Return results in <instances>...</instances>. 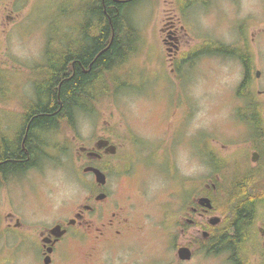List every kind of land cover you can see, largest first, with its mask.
Instances as JSON below:
<instances>
[{
    "label": "rangeland",
    "instance_id": "1",
    "mask_svg": "<svg viewBox=\"0 0 264 264\" xmlns=\"http://www.w3.org/2000/svg\"><path fill=\"white\" fill-rule=\"evenodd\" d=\"M96 1L0 0V137L9 142L22 127L24 107L34 99V67L43 63L52 28L73 37L86 19V5ZM6 15L15 19L5 23ZM124 17L139 31L140 39H129V55L135 54L116 67L113 80L106 77V91L91 114L77 116L73 128L63 123L49 138L39 166L10 175L0 186L2 210L8 198L22 218L68 219L96 188L92 175L83 172L86 157L79 147L93 146L100 137L116 145V154L105 162L108 181L98 191L109 195L102 202L105 215L119 203L129 227L120 238L74 245V258L65 264L84 261L80 256L92 246L97 250L89 264H179V248L196 244L195 229L185 222L191 216L187 205L196 191L211 193L206 184L216 172L210 159L214 153L228 159L249 146L242 140L253 134L239 120L241 113L250 114L243 108L248 101L237 95L242 64L226 48L252 54L250 90L244 92L264 112V46L245 44L261 26L260 0H138L127 6ZM170 30L179 36L178 44L165 43ZM218 46L225 52L202 53Z\"/></svg>",
    "mask_w": 264,
    "mask_h": 264
},
{
    "label": "flooded vegetation",
    "instance_id": "2",
    "mask_svg": "<svg viewBox=\"0 0 264 264\" xmlns=\"http://www.w3.org/2000/svg\"><path fill=\"white\" fill-rule=\"evenodd\" d=\"M123 1L99 0V3L102 12L107 13L109 11L118 12V4ZM260 4L261 26L249 34L248 39L246 37L245 44L255 41L263 47L264 0H260ZM5 9L11 11L8 5L5 6ZM14 19V15H6L5 23H10ZM108 41L110 44L112 38ZM164 41L166 44L173 42L178 44L179 36L176 31L170 30ZM177 44H174L175 49L178 48ZM168 50L171 49L168 48ZM244 54L246 64L239 59L243 68V90H250L248 77L252 68V54L245 50ZM168 55L172 56L171 53ZM257 72L259 75L255 74V76L259 77L261 71L257 70ZM253 105L256 111L255 118H250L249 115L245 117L242 113L239 118L246 128L253 131L252 136L248 133V138L243 137L244 140H242V143H247L249 146L233 151L232 155L226 156L228 159L214 153L210 159V162H213L210 164V168L216 172L215 177L212 178L210 184H206L207 189H211V193L208 190L196 191L192 196V202L187 205L189 216H191L186 218L185 222L189 228L195 229L197 238L196 244L189 243L186 245L190 250V257L187 259L178 257L179 264L199 259L210 261L211 264H218L220 259H226L228 264H264V112H262L263 105L260 102H243V108L246 110L252 108ZM23 123L24 119L22 126ZM28 125L29 123L24 128L25 132L21 136L20 143V148L26 157L15 154L13 156L9 150L2 152L0 157V186L10 175H20L27 170V168L23 170L26 162L31 164L28 169L39 166L40 158L30 157L24 145ZM100 140H106L108 143L100 147L98 146ZM109 145H114L110 139L100 137L94 141L93 146H80L78 151V153L85 155L86 166L99 168L105 173L107 181L106 159L114 156L117 152V147L114 145L115 153H106ZM248 147L252 148L250 155H248ZM89 153L94 154L89 155ZM88 173L94 178L91 172ZM219 173L226 174L227 177H221ZM95 185V190L86 194L85 203L80 204L81 207H75L74 216L63 220L58 218L43 220L38 216H32L28 219L26 215H23L22 218L12 210L7 198L5 204L7 209L2 210V205H0V247L3 248L2 255H0L3 262L0 264H65L66 261L74 258V252L70 251L72 248L74 250L76 245L81 247L88 241L100 244L110 237L120 238L129 227L128 219L120 213L123 211V207L117 203L109 207L108 209L111 211L105 215L106 205H102V202L107 200L109 195L108 192L98 191V189L101 190V187L96 182ZM238 185H242L243 188L246 187L252 193L253 209L250 220L244 223L241 233L236 237L235 212L237 203L240 202V195H236L234 190ZM221 189H225V195ZM95 193L97 195L104 193L105 197L97 199ZM218 193V198H214V194L218 195ZM222 196L225 197L221 204H218L219 198ZM202 197L210 199V208L200 203L199 199ZM91 199H93L92 203H90ZM224 201L227 203V210L221 207L224 205ZM56 227H58L57 230ZM96 250L92 246L88 251L83 252L80 258L84 261L79 262V264L91 263L89 260L93 258Z\"/></svg>",
    "mask_w": 264,
    "mask_h": 264
},
{
    "label": "trees",
    "instance_id": "3",
    "mask_svg": "<svg viewBox=\"0 0 264 264\" xmlns=\"http://www.w3.org/2000/svg\"><path fill=\"white\" fill-rule=\"evenodd\" d=\"M136 1L138 0H124L118 4V12L107 13L102 12L99 0L87 4L83 11L86 19L77 25L73 37L71 32L62 33V28H52V37L59 40L52 37L48 39L43 63L34 67V99L25 105L24 123L14 138L8 142L5 135L0 137V157L7 150L13 156L26 157L20 143L24 128L29 123L24 138L25 148L30 157L43 158L50 143L49 138L60 133L63 123L73 128L77 116L81 113L91 114L92 104L106 91V77L113 80L116 67H122L128 56L135 54L129 55V39H140L139 31L130 26L124 17V10ZM110 38L112 42L108 44ZM55 43L59 44L54 46ZM225 48L205 47L202 53H221L225 52ZM226 51L246 64L244 51L228 48ZM189 57L187 55L188 59ZM243 86L244 81L237 90V95L245 101L253 102L249 94L244 92ZM253 107L254 105L248 110L250 118L256 116ZM24 165L23 170L28 169L31 164L26 162ZM234 192L240 195L235 212L237 237L244 223L252 216L253 198L252 193L242 185H238ZM223 204L221 207L227 210L226 201Z\"/></svg>",
    "mask_w": 264,
    "mask_h": 264
},
{
    "label": "water",
    "instance_id": "4",
    "mask_svg": "<svg viewBox=\"0 0 264 264\" xmlns=\"http://www.w3.org/2000/svg\"><path fill=\"white\" fill-rule=\"evenodd\" d=\"M256 75L258 76L259 73L257 72ZM108 141L106 140H100L98 142V146L102 147L104 146L105 144H107ZM115 146L114 145H109V147H107L106 149V153H115ZM90 154H94V153H89ZM83 172H91L93 175H94V180L95 182L97 183L98 186H104L106 184V175L103 171H101L99 168L97 167H94V166H85L83 168ZM103 197H105V194L104 193H99L96 198L97 199H102ZM200 200V203L207 207V208H210L211 207V204H210V199L207 198V197H202L199 199ZM58 229V227H56V230ZM178 257L180 259H187L190 257V250L188 247H181L179 248L178 250Z\"/></svg>",
    "mask_w": 264,
    "mask_h": 264
}]
</instances>
